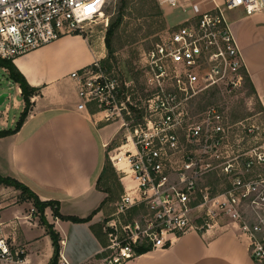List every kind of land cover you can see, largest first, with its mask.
Listing matches in <instances>:
<instances>
[{"label": "built area", "instance_id": "obj_1", "mask_svg": "<svg viewBox=\"0 0 264 264\" xmlns=\"http://www.w3.org/2000/svg\"><path fill=\"white\" fill-rule=\"evenodd\" d=\"M188 1L159 0L184 12L190 8L195 17L144 51V98L103 60L72 74L79 109L118 125L122 134L110 160L124 193L102 222L105 244L86 264H132L143 248L165 250L191 232L215 227L234 231L251 258L264 264V104L234 121L222 102L211 101L246 83L228 13L244 9L251 17L264 12V0H206V7ZM106 3L0 0V59L14 63L64 36L89 39L88 27ZM215 177L221 190L206 186ZM13 196L0 192V264H30L24 248L5 233L2 212L13 205L9 199L18 200ZM31 215L40 216L36 207ZM57 264L70 263L60 252Z\"/></svg>", "mask_w": 264, "mask_h": 264}, {"label": "crops", "instance_id": "obj_2", "mask_svg": "<svg viewBox=\"0 0 264 264\" xmlns=\"http://www.w3.org/2000/svg\"><path fill=\"white\" fill-rule=\"evenodd\" d=\"M205 1L191 0L206 7ZM228 17L255 96L264 104V12L249 17L244 9H237ZM105 57V52L95 49L89 39L69 35L15 60L29 85L39 92L20 131L0 139V176L20 181L44 202H58L64 216H92L88 223H74L56 218L51 208L46 210L47 220L61 236V252L70 264H86L99 254L105 242L102 222L113 214L108 213V206L101 207L108 195L98 188V182L106 163V146L116 139L119 126L79 109L78 85L72 77ZM16 87L22 100L15 99V108L23 112L22 91L19 85ZM8 112L9 107L0 114V131L13 129L18 123L10 121ZM0 192L18 197L16 201L9 199L13 205L2 212L11 243L24 248L30 264H50L55 248L40 216L31 215L33 203L22 200L17 190ZM132 264L257 263L247 243L234 231L215 227L191 232L171 248L143 253Z\"/></svg>", "mask_w": 264, "mask_h": 264}, {"label": "rangeland", "instance_id": "obj_3", "mask_svg": "<svg viewBox=\"0 0 264 264\" xmlns=\"http://www.w3.org/2000/svg\"><path fill=\"white\" fill-rule=\"evenodd\" d=\"M181 3L182 5L186 4L185 0H181ZM120 14L124 15L123 22L111 40V49L109 50L106 45L107 30ZM193 16L194 12L190 8L184 12L181 7L162 6L159 0H107L103 14L88 27L87 36L95 49L105 52L108 70L131 82L133 86L137 87L141 97L144 98L146 91L143 86L141 71L144 51L152 48L169 32L176 30L177 27L185 23L186 19ZM3 93H8L10 98L0 107V114L6 112L9 107L10 121L18 122L22 111L15 108V99L19 101L22 99L18 94L16 84L0 69V95ZM211 101L212 103L222 102L234 121L245 119L253 114L252 111H258L262 107L261 101L255 94L251 93L246 83L242 90L231 96L221 95ZM121 144L122 134H119L106 149L105 164L112 166L110 160L112 151ZM220 180L216 177L211 178L207 180L206 186L215 187V184L217 185ZM111 181V188L114 192H121L123 185L118 174ZM101 185L106 189L107 186L104 183ZM222 188V185L218 184L217 190ZM117 202L109 204L107 208L109 214L115 212Z\"/></svg>", "mask_w": 264, "mask_h": 264}, {"label": "trees", "instance_id": "obj_4", "mask_svg": "<svg viewBox=\"0 0 264 264\" xmlns=\"http://www.w3.org/2000/svg\"><path fill=\"white\" fill-rule=\"evenodd\" d=\"M124 15L120 14L118 19L111 23L109 26V29L107 30L106 34V45L107 48L110 50L111 49V40L114 38V35L118 31L120 25L123 22ZM103 65L107 66V62L104 59L103 60ZM0 66L2 68H6L10 72L9 78L17 85H19L21 91H22V98L23 101L25 102V109L21 114L20 120L18 121L17 125L13 129H8V130H1L0 131V139L12 136L17 134L20 129L23 127L25 124L27 118L29 117L30 111L32 109V99L33 97L39 92L37 89L31 87L29 83L27 82V79L25 76L19 71V69L16 67V65L11 62V61H6V60H1L0 59ZM246 74V84L247 87L250 88L251 93L255 94L254 87L251 83V80L247 74ZM114 168V166L111 164H105V167L101 173V176L99 178L98 182V188L102 190L103 192L107 193L108 197L105 200V202L102 204L101 207L104 206H109V204L116 203L117 201H120L124 189L122 186L121 192L117 193L114 192V190L111 188L112 185V179L116 177L117 172ZM106 187L104 189L101 184H103ZM111 183V184H110ZM0 185L4 187H11L14 188L15 190L19 191L21 193V199L24 201H30L33 203V205L38 209L40 213V222L41 225H43L46 228V231L48 235L51 237L53 241V246L55 248V254L53 257V260L50 264H57L59 257H60V252H61V236L60 234L55 230V226L47 220L46 217V210L48 208H51L53 211V215L56 218H59L63 221H71L74 223H88L91 221L92 216L86 219H81L78 217H72V216H64L60 213V204L58 202H53V201H42L37 194H35L28 186L24 185L20 181L11 178V177H3L0 176ZM96 213V212H95ZM105 244V242L103 243ZM148 248H143L140 250L141 254L148 252Z\"/></svg>", "mask_w": 264, "mask_h": 264}, {"label": "water", "instance_id": "obj_5", "mask_svg": "<svg viewBox=\"0 0 264 264\" xmlns=\"http://www.w3.org/2000/svg\"><path fill=\"white\" fill-rule=\"evenodd\" d=\"M9 98L8 93H3L0 95V107L3 106L6 102V100Z\"/></svg>", "mask_w": 264, "mask_h": 264}, {"label": "snow or ice", "instance_id": "obj_6", "mask_svg": "<svg viewBox=\"0 0 264 264\" xmlns=\"http://www.w3.org/2000/svg\"><path fill=\"white\" fill-rule=\"evenodd\" d=\"M238 2H239V0H238Z\"/></svg>", "mask_w": 264, "mask_h": 264}]
</instances>
